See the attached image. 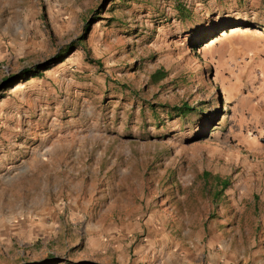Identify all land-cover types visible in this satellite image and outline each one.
<instances>
[{
	"label": "rangeland",
	"instance_id": "obj_1",
	"mask_svg": "<svg viewBox=\"0 0 264 264\" xmlns=\"http://www.w3.org/2000/svg\"><path fill=\"white\" fill-rule=\"evenodd\" d=\"M0 264H264V0H0Z\"/></svg>",
	"mask_w": 264,
	"mask_h": 264
},
{
	"label": "trees",
	"instance_id": "obj_2",
	"mask_svg": "<svg viewBox=\"0 0 264 264\" xmlns=\"http://www.w3.org/2000/svg\"><path fill=\"white\" fill-rule=\"evenodd\" d=\"M192 110H193L192 108L186 106L184 103L181 105H173L170 107V111H172L175 116H180V115L185 114L187 112H190ZM217 181H218L219 189L214 192V194H213L214 199L228 185V179L227 178H222V179L217 178Z\"/></svg>",
	"mask_w": 264,
	"mask_h": 264
}]
</instances>
